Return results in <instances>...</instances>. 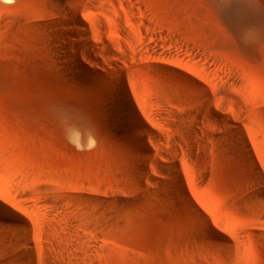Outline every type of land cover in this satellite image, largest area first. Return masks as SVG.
I'll return each instance as SVG.
<instances>
[{"label":"rangeland","instance_id":"obj_1","mask_svg":"<svg viewBox=\"0 0 264 264\" xmlns=\"http://www.w3.org/2000/svg\"><path fill=\"white\" fill-rule=\"evenodd\" d=\"M249 149L264 174V0H0V200L35 245L0 210V264H264Z\"/></svg>","mask_w":264,"mask_h":264},{"label":"bare ground","instance_id":"obj_2","mask_svg":"<svg viewBox=\"0 0 264 264\" xmlns=\"http://www.w3.org/2000/svg\"><path fill=\"white\" fill-rule=\"evenodd\" d=\"M78 17L79 16H77L76 14L74 15V19L76 20V23L80 24V22L78 21L79 20ZM67 56L69 57L70 60H72L75 63L74 66L76 67V69L80 70L81 72H83L88 77L89 76L91 77V72L86 67V65H84V63L81 61V59H80L81 57H79V55H71V54L67 53ZM114 84H115L114 85L115 86V92L118 95V98L116 97V101H117L116 105L113 106L114 109L117 112L119 111L121 113V115L123 116L125 123H126L128 129L130 130L132 136H133L132 138L139 141L142 148L147 149L149 151V149L147 148V142H146L147 140L145 139L144 136L138 134L136 129L134 128V125L141 124V121H140L139 113L137 112V109L135 106V102H134L133 98L131 97L129 90L127 89V87L125 85L123 75L121 73H119V72L117 73V80H116V83H114ZM114 101H115V99H114ZM244 144L249 146L248 143H246V142H243V145ZM238 147H241V145L238 144ZM248 148H250V147H248ZM248 151H249L250 159L253 162L252 167L257 170L260 177H264V174L261 171L262 169L260 168L259 164L257 163L253 152L250 149ZM145 165H146L145 162L141 163V167L143 169H144ZM175 184L179 190V193L182 196V200H181L182 203H184L190 209H195L191 199L187 195L185 185H184V183L180 177H177L175 179ZM2 201H4V200H2ZM2 201L0 200V210L4 213L9 214L12 218H15L21 222V226L19 229L22 232V234H24V236L26 237V240L20 239V236L14 237V239L12 238L13 244L14 245H19V244L25 245L28 248V253L30 252L33 254V251L35 249L34 248L35 245H33V241H32L33 240V232H32L33 230H32L31 224L28 221H26L23 217H21L17 212H15L11 208H9L5 204V201H4V203ZM193 218L195 221H197L199 223V225H201V227L205 231V235H207L211 238H215L217 236L220 237L219 234L217 233V231L215 230V228L211 224H209V222L201 214H198V213L193 214ZM30 253H29V256H30Z\"/></svg>","mask_w":264,"mask_h":264},{"label":"clouds","instance_id":"obj_3","mask_svg":"<svg viewBox=\"0 0 264 264\" xmlns=\"http://www.w3.org/2000/svg\"><path fill=\"white\" fill-rule=\"evenodd\" d=\"M91 147H95V143L94 142L91 144ZM77 150H84V149H81V148L77 147Z\"/></svg>","mask_w":264,"mask_h":264}]
</instances>
